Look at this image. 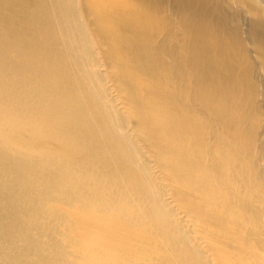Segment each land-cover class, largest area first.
I'll list each match as a JSON object with an SVG mask.
<instances>
[{"label": "bare ground", "instance_id": "obj_1", "mask_svg": "<svg viewBox=\"0 0 264 264\" xmlns=\"http://www.w3.org/2000/svg\"><path fill=\"white\" fill-rule=\"evenodd\" d=\"M0 264H264V0H0Z\"/></svg>", "mask_w": 264, "mask_h": 264}]
</instances>
